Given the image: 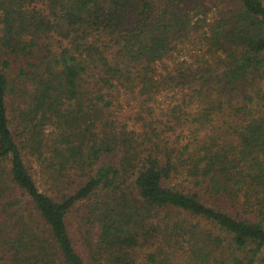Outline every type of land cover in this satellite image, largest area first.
Returning <instances> with one entry per match:
<instances>
[{
  "label": "trees",
  "instance_id": "trees-1",
  "mask_svg": "<svg viewBox=\"0 0 264 264\" xmlns=\"http://www.w3.org/2000/svg\"><path fill=\"white\" fill-rule=\"evenodd\" d=\"M0 59V264H264V0H0Z\"/></svg>",
  "mask_w": 264,
  "mask_h": 264
},
{
  "label": "rangeland",
  "instance_id": "rangeland-1",
  "mask_svg": "<svg viewBox=\"0 0 264 264\" xmlns=\"http://www.w3.org/2000/svg\"><path fill=\"white\" fill-rule=\"evenodd\" d=\"M189 51V50H188ZM184 52H179L175 55L176 60H182L184 58H189L187 51ZM2 59H0V69L6 68L3 64H2ZM167 62H171L170 60ZM173 64V62H172ZM13 67V68H12ZM18 61L14 60L13 64L11 65V69L6 68L5 70L9 71L13 77L17 78L18 77ZM162 68H164V64H162ZM19 81V83L22 81V79H17ZM178 96V95H177ZM176 97V95L173 94V92L171 91H163L160 96L157 98L155 105L156 108V112L158 114L162 113V107L166 106V104L168 102H170L172 99H174ZM125 101H114V107L111 109L110 115L112 116L113 119H119L122 122H125V118L129 119V123L131 124L130 127L132 129H137L138 133L141 132V129L139 127V123H137L138 121H136L135 119H138V115H137V110H135V105L133 103H130L128 105H126L124 103ZM158 108V109H157ZM224 110H229L228 105H226L224 107ZM162 118V116H161ZM168 184H178L179 186L183 187L186 186L188 188H191L193 190L196 191H201L203 192V190H201V188H196L194 186H192L190 184V182H188L187 180H185L183 177L181 178H176L173 177L171 180H167ZM149 251V250H148ZM147 249H138L136 252L137 255V262L138 264H148L147 260H146V254H147Z\"/></svg>",
  "mask_w": 264,
  "mask_h": 264
}]
</instances>
